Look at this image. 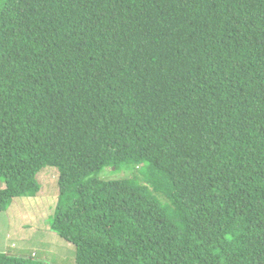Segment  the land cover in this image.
<instances>
[{"label": "trees", "instance_id": "obj_1", "mask_svg": "<svg viewBox=\"0 0 264 264\" xmlns=\"http://www.w3.org/2000/svg\"><path fill=\"white\" fill-rule=\"evenodd\" d=\"M47 166L77 264H264V0H2L0 211Z\"/></svg>", "mask_w": 264, "mask_h": 264}, {"label": "rangeland", "instance_id": "obj_2", "mask_svg": "<svg viewBox=\"0 0 264 264\" xmlns=\"http://www.w3.org/2000/svg\"><path fill=\"white\" fill-rule=\"evenodd\" d=\"M1 1L2 0H0V5ZM133 168L134 166L131 164H122L118 169L113 166L106 165L99 172H97L96 175L103 179H118L129 176L132 173ZM38 180L42 185V189L35 196L21 197L22 200L20 206L17 208L19 209L18 213L20 214V217L27 218L34 216L38 220V223H30V226L26 227L35 235L33 238L24 237L22 239H18V247L22 248V245H28V250H50L45 253L42 251H35V253H38V256L45 255L50 259V261H52L51 263L53 264H77L75 260V246L67 245L68 242L65 241L58 230L49 231L46 227V220L48 219V222H51V219L54 216L56 200L60 189V173L56 167L47 166L38 173ZM2 182L3 180L0 179V185H3ZM45 195L48 201L52 200L54 197V203L52 205L49 203L51 208L45 204ZM1 214H4V211H0V215ZM20 217L16 215L15 220L13 221L15 227L17 226L18 219H20ZM6 219L8 225H11V221L8 218ZM2 225H5L4 217L0 219V229L2 228ZM21 230H23L24 233L28 231L25 230V226L21 227ZM57 235L63 238L62 242L66 245L58 242L59 237H55ZM29 253H32V251H29ZM34 258L39 259L38 257Z\"/></svg>", "mask_w": 264, "mask_h": 264}, {"label": "crops", "instance_id": "obj_3", "mask_svg": "<svg viewBox=\"0 0 264 264\" xmlns=\"http://www.w3.org/2000/svg\"><path fill=\"white\" fill-rule=\"evenodd\" d=\"M37 177H38V175H37ZM2 184H3V182H2ZM0 187H2V185H0ZM45 198H46L45 204H47L48 206H49V203L51 205L54 203V197L50 201L47 200L46 195H45ZM21 200H22L21 197L15 198L12 201L9 208L4 211V214L0 215V219H2L3 217L5 219V225H2V228L0 229V251L9 253L11 255L28 257V258H33V259H36L34 257H38L39 259H37V260L51 263L52 261H50V259L48 257H46L45 255L38 256V253H35V251L36 252L42 251L43 253H45L46 251L48 252L50 250H28V248H29L28 245H22L23 246V247L21 246L22 248L18 247V243H17L18 239H22L24 237L25 238H33L35 235V234L31 233L30 230L27 229L26 227L30 226V223H32V224L38 223V220L34 216L33 217L30 216L27 218L20 217V214L18 213L19 209H17V208H18V206H20ZM47 205H46V207H47ZM16 215L19 216L20 219H18L17 226L15 227L13 221L15 220ZM6 218H8L11 221V225H8ZM46 223H47V225H46L47 230L57 231L56 229H54L52 227L51 222H48V219L46 220ZM24 226H25V230H28L26 233H24V231L21 230V227H24ZM55 237L56 238L59 237L58 242H60V244L66 245V244H64V242H62L63 238L61 236L57 235ZM66 242H68V241H66ZM67 245H73V244L71 242H68ZM29 251H32V253H29Z\"/></svg>", "mask_w": 264, "mask_h": 264}]
</instances>
